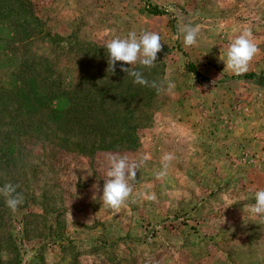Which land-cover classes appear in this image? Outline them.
<instances>
[{
  "label": "rangeland",
  "instance_id": "obj_1",
  "mask_svg": "<svg viewBox=\"0 0 264 264\" xmlns=\"http://www.w3.org/2000/svg\"><path fill=\"white\" fill-rule=\"evenodd\" d=\"M21 1L42 33L22 40L10 22L31 17L4 15L0 83L41 62L40 77L56 88L52 108L65 109L63 91L85 84L86 112L102 126L88 121L86 131H68L71 141L92 143L89 153L74 143H25L17 162L26 171L23 203L13 212L0 196V264H264V215L249 212L264 188V0ZM186 24L199 29L195 46L183 43ZM244 27L261 51L238 76L223 61ZM144 31L161 36L155 66L117 61L108 71L107 42ZM121 65L165 88L133 83ZM114 140L121 142L93 146ZM165 153L175 158L158 179ZM112 154L144 160L118 211L102 197ZM152 193L154 201L146 198Z\"/></svg>",
  "mask_w": 264,
  "mask_h": 264
},
{
  "label": "trees",
  "instance_id": "obj_2",
  "mask_svg": "<svg viewBox=\"0 0 264 264\" xmlns=\"http://www.w3.org/2000/svg\"><path fill=\"white\" fill-rule=\"evenodd\" d=\"M25 2L0 0V14L2 15L0 20L5 18L4 15L10 13L28 14L31 19L16 18L10 23L18 32L22 33H20V39L29 40L32 38L33 32L41 34L42 30L37 29L38 18L31 12L29 4ZM150 10L153 14L159 13L156 7H151ZM39 64L41 62L26 63L20 70L12 73L13 78L7 85L0 83V186L11 183L18 187V189L16 188L17 193L22 192L23 177L21 176L26 174L24 169L19 170L17 162L23 158V148L26 146L25 143L30 142L31 137L42 139L48 144L61 145L63 142L71 145L74 143L77 152L89 153L93 151L92 143L88 144L85 138H79L73 142L68 137V131L72 128L86 131V127L90 124L102 126L99 118H91L86 112L90 101L83 94L86 91L85 84L71 91H63L69 101L65 109L52 108L51 103L57 95L54 92L56 88L47 85L44 81L45 78L40 77L35 68ZM187 68L196 78L204 79V76L192 63H188ZM45 118L50 119L52 124H45ZM59 126H62L66 133L63 135L56 133L55 127ZM119 142L121 141L114 140L104 144L101 141L93 146L97 149H107L114 147Z\"/></svg>",
  "mask_w": 264,
  "mask_h": 264
},
{
  "label": "clouds",
  "instance_id": "obj_3",
  "mask_svg": "<svg viewBox=\"0 0 264 264\" xmlns=\"http://www.w3.org/2000/svg\"><path fill=\"white\" fill-rule=\"evenodd\" d=\"M183 35L185 47H191L198 44L199 29L191 24L184 25L179 29ZM179 39V35L176 37ZM163 44L161 36L157 32L144 31L139 36L136 32H129L125 38L116 37L106 44L108 52V71L114 73L117 61L127 65H134L139 62L144 67L151 68L155 66L157 54L162 50ZM261 51L254 42L251 28L244 27L229 44L226 51V60L223 61L224 68L240 76L248 71L249 64L253 58ZM121 71L127 73L133 78V83L156 89L160 92L165 88V83L148 81L144 78L142 72L130 70L129 67L121 65ZM175 84L168 80L166 88L168 91L174 89ZM172 153H165L162 156V169L156 173L158 179L168 175L170 162L174 159ZM110 167L106 172L107 179L104 181L102 189L103 203L111 209L118 211L126 204L132 196V182L135 181L137 170L144 162L129 161L126 156L112 154L108 157ZM0 196L4 198L6 207L15 212L18 206L23 203L22 193L16 192V186L11 183H5L0 186ZM148 200H156L155 193L146 196ZM255 203L249 205L251 215H264V188H258L253 195Z\"/></svg>",
  "mask_w": 264,
  "mask_h": 264
}]
</instances>
